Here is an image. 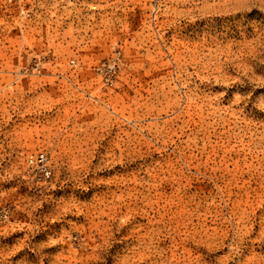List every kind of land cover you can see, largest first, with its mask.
<instances>
[{"label": "rangeland", "instance_id": "374dc122", "mask_svg": "<svg viewBox=\"0 0 264 264\" xmlns=\"http://www.w3.org/2000/svg\"><path fill=\"white\" fill-rule=\"evenodd\" d=\"M0 215V264H264V0H0Z\"/></svg>", "mask_w": 264, "mask_h": 264}, {"label": "built area", "instance_id": "2783aa9c", "mask_svg": "<svg viewBox=\"0 0 264 264\" xmlns=\"http://www.w3.org/2000/svg\"><path fill=\"white\" fill-rule=\"evenodd\" d=\"M7 2L9 3H15L17 0H6ZM118 61H119V57H112L108 64H106V69H107V78H106V81L109 82V83H112L113 82V77L115 76V71H116V68L118 66ZM45 160H46V157L45 155L42 153L39 155V157L37 158V161L41 162L42 163V170H43V173L46 175V176H50V173L51 171L48 169V166L45 165ZM2 215H0L1 217Z\"/></svg>", "mask_w": 264, "mask_h": 264}]
</instances>
